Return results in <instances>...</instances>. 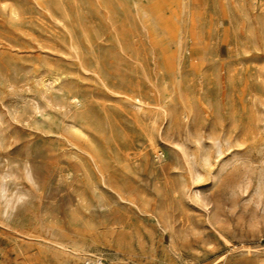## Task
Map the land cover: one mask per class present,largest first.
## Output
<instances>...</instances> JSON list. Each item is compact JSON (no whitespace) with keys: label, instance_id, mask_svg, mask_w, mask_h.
<instances>
[{"label":"rangeland","instance_id":"1","mask_svg":"<svg viewBox=\"0 0 264 264\" xmlns=\"http://www.w3.org/2000/svg\"><path fill=\"white\" fill-rule=\"evenodd\" d=\"M179 1L0 0V264H264V0Z\"/></svg>","mask_w":264,"mask_h":264},{"label":"bare ground","instance_id":"2","mask_svg":"<svg viewBox=\"0 0 264 264\" xmlns=\"http://www.w3.org/2000/svg\"><path fill=\"white\" fill-rule=\"evenodd\" d=\"M180 1L179 0H165V2H164V4L162 5V8H163V10H168L167 8H168V5H169V3H172L173 5H174V9H176V7H177V4L179 3ZM164 15V14H163ZM214 63H215V61L214 60H212L211 61V66H212V69L214 68ZM78 100V99H77ZM75 102V101H74ZM80 251H82L83 253V256H85V257H87L88 258V254H87V252H86V249H81Z\"/></svg>","mask_w":264,"mask_h":264},{"label":"built area","instance_id":"3","mask_svg":"<svg viewBox=\"0 0 264 264\" xmlns=\"http://www.w3.org/2000/svg\"><path fill=\"white\" fill-rule=\"evenodd\" d=\"M85 264H105L104 258H102L101 256H96V257H89Z\"/></svg>","mask_w":264,"mask_h":264}]
</instances>
